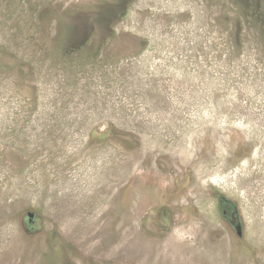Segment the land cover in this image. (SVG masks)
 <instances>
[{
	"label": "rangeland",
	"instance_id": "obj_1",
	"mask_svg": "<svg viewBox=\"0 0 264 264\" xmlns=\"http://www.w3.org/2000/svg\"><path fill=\"white\" fill-rule=\"evenodd\" d=\"M0 264H264V0H0Z\"/></svg>",
	"mask_w": 264,
	"mask_h": 264
},
{
	"label": "flooded vegetation",
	"instance_id": "obj_2",
	"mask_svg": "<svg viewBox=\"0 0 264 264\" xmlns=\"http://www.w3.org/2000/svg\"><path fill=\"white\" fill-rule=\"evenodd\" d=\"M221 203H222L221 207H223L224 204H227L230 206L229 208L227 206L224 208H221L224 216L233 224H237L236 209L234 205L231 202L226 201V200H223Z\"/></svg>",
	"mask_w": 264,
	"mask_h": 264
},
{
	"label": "water",
	"instance_id": "obj_3",
	"mask_svg": "<svg viewBox=\"0 0 264 264\" xmlns=\"http://www.w3.org/2000/svg\"><path fill=\"white\" fill-rule=\"evenodd\" d=\"M230 207L229 205H227V204H224V206L222 207V208H224V207ZM27 217L29 218V221H30V218H32V217H34V213H32V212H27Z\"/></svg>",
	"mask_w": 264,
	"mask_h": 264
}]
</instances>
